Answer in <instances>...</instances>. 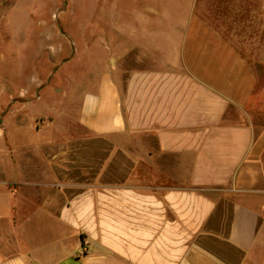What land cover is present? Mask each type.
<instances>
[{
    "label": "crops",
    "instance_id": "crops-1",
    "mask_svg": "<svg viewBox=\"0 0 264 264\" xmlns=\"http://www.w3.org/2000/svg\"><path fill=\"white\" fill-rule=\"evenodd\" d=\"M190 2L100 31L64 125L0 141V264H263L264 0Z\"/></svg>",
    "mask_w": 264,
    "mask_h": 264
},
{
    "label": "rangeland",
    "instance_id": "rangeland-1",
    "mask_svg": "<svg viewBox=\"0 0 264 264\" xmlns=\"http://www.w3.org/2000/svg\"><path fill=\"white\" fill-rule=\"evenodd\" d=\"M190 1L0 0V141H37L64 125L66 120L56 118L63 113L56 106L68 105L69 78H78L81 62L94 54L84 45L94 50L103 43L100 31L147 27L160 34L184 27L164 17L178 19L190 10ZM152 12L161 14L148 15ZM73 49H78L77 62L67 64ZM260 248L264 253V239Z\"/></svg>",
    "mask_w": 264,
    "mask_h": 264
}]
</instances>
